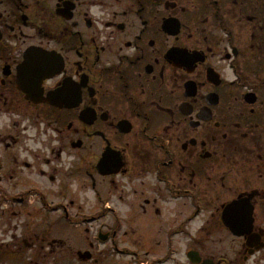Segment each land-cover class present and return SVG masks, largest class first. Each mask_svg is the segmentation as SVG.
I'll list each match as a JSON object with an SVG mask.
<instances>
[{"label":"flooded vegetation","instance_id":"obj_1","mask_svg":"<svg viewBox=\"0 0 264 264\" xmlns=\"http://www.w3.org/2000/svg\"><path fill=\"white\" fill-rule=\"evenodd\" d=\"M181 238L264 264V0H0V264H177Z\"/></svg>","mask_w":264,"mask_h":264},{"label":"rangeland","instance_id":"obj_2","mask_svg":"<svg viewBox=\"0 0 264 264\" xmlns=\"http://www.w3.org/2000/svg\"><path fill=\"white\" fill-rule=\"evenodd\" d=\"M156 227H157V229H159L160 227L163 228V225L158 224ZM75 233L77 234V231H75ZM176 243L178 244L177 245L178 255L176 256L177 262H178L177 264H187V262H186L187 260L184 259L185 258V252L187 251L186 250V245H187L186 240L181 238V239H178ZM108 264H115V262L112 259H110ZM122 264H124V263H122Z\"/></svg>","mask_w":264,"mask_h":264}]
</instances>
